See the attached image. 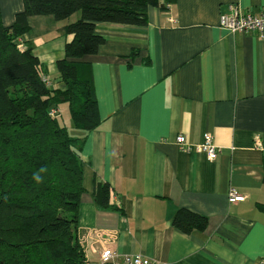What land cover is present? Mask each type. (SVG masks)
<instances>
[{
  "label": "crops",
  "instance_id": "obj_1",
  "mask_svg": "<svg viewBox=\"0 0 264 264\" xmlns=\"http://www.w3.org/2000/svg\"><path fill=\"white\" fill-rule=\"evenodd\" d=\"M232 5L264 11V0H176L170 12L151 7L144 27L97 24L105 44L86 61L101 124L90 133L72 119L67 127L85 138L78 238L86 264H101L108 249L159 264H264V39L220 27ZM23 7L0 0L4 25ZM75 21L29 19L24 40L55 88H65L57 64L73 40L63 28ZM206 134L219 148L214 161L199 149ZM179 135L192 151L180 150ZM98 184L110 186L119 210L97 205ZM232 189L245 201L230 202ZM180 209L206 216L207 228L175 229Z\"/></svg>",
  "mask_w": 264,
  "mask_h": 264
},
{
  "label": "trees",
  "instance_id": "obj_2",
  "mask_svg": "<svg viewBox=\"0 0 264 264\" xmlns=\"http://www.w3.org/2000/svg\"><path fill=\"white\" fill-rule=\"evenodd\" d=\"M175 2L23 0L10 26L4 25L0 8V264H86L78 238L85 138L72 136L52 110L68 104L77 129L95 130L101 118L86 58L105 44L97 24L144 27L151 7L167 11ZM76 13L80 18L63 28L73 40L57 64L65 88H55L52 81L44 83L34 46L24 40L29 19L53 16L60 22ZM110 193L108 184L96 185L97 205L119 210L110 205ZM258 208L264 212V205ZM208 224L206 216L187 209L178 210L172 221L186 235Z\"/></svg>",
  "mask_w": 264,
  "mask_h": 264
},
{
  "label": "built area",
  "instance_id": "obj_3",
  "mask_svg": "<svg viewBox=\"0 0 264 264\" xmlns=\"http://www.w3.org/2000/svg\"><path fill=\"white\" fill-rule=\"evenodd\" d=\"M171 6L167 8V12H170ZM171 23H175L173 17L169 18ZM220 27L231 33H243L249 32L258 35L264 39V11L260 13L244 12L238 6L232 5L227 8V11L220 16ZM39 71L43 78L44 83L51 86L52 82L50 78L43 74V69L40 66ZM60 111L53 109L52 115H59ZM176 143L180 150L188 152L193 148L187 141L184 135L176 137ZM200 151L204 152L209 160L214 161L218 158L219 148L215 144L213 137L210 134L204 136L202 145L199 147ZM246 197L241 195L237 190L232 189L229 194V201L232 203L243 202ZM101 264H159L151 259L144 258L142 256L124 255L120 258L119 254L114 253L108 249L102 253Z\"/></svg>",
  "mask_w": 264,
  "mask_h": 264
},
{
  "label": "rangeland",
  "instance_id": "obj_4",
  "mask_svg": "<svg viewBox=\"0 0 264 264\" xmlns=\"http://www.w3.org/2000/svg\"><path fill=\"white\" fill-rule=\"evenodd\" d=\"M71 18H72V20H74V19L78 20L80 18V13H76ZM60 121L64 126H66L68 128L70 127L69 125L71 124V116H70V113L68 110V106L64 105L62 107Z\"/></svg>",
  "mask_w": 264,
  "mask_h": 264
},
{
  "label": "clouds",
  "instance_id": "obj_5",
  "mask_svg": "<svg viewBox=\"0 0 264 264\" xmlns=\"http://www.w3.org/2000/svg\"><path fill=\"white\" fill-rule=\"evenodd\" d=\"M35 178H36L37 180H39V179H40V178H39V176H36Z\"/></svg>",
  "mask_w": 264,
  "mask_h": 264
}]
</instances>
